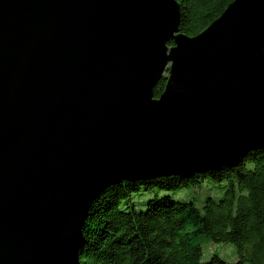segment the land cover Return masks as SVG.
<instances>
[{
	"label": "water",
	"instance_id": "95a60500",
	"mask_svg": "<svg viewBox=\"0 0 264 264\" xmlns=\"http://www.w3.org/2000/svg\"><path fill=\"white\" fill-rule=\"evenodd\" d=\"M180 22L178 0H0V264H82L109 186L264 148V0Z\"/></svg>",
	"mask_w": 264,
	"mask_h": 264
},
{
	"label": "trees",
	"instance_id": "16d2710c",
	"mask_svg": "<svg viewBox=\"0 0 264 264\" xmlns=\"http://www.w3.org/2000/svg\"><path fill=\"white\" fill-rule=\"evenodd\" d=\"M234 0H178L180 31L194 36L222 15ZM162 78L154 92L165 87ZM214 183L217 195L176 198L157 194L138 208L134 196L154 188L176 191ZM82 264H264V148L250 151L236 166L124 180L93 202L83 229ZM230 242L236 260L214 252L203 260L204 243Z\"/></svg>",
	"mask_w": 264,
	"mask_h": 264
},
{
	"label": "rangeland",
	"instance_id": "374dc122",
	"mask_svg": "<svg viewBox=\"0 0 264 264\" xmlns=\"http://www.w3.org/2000/svg\"><path fill=\"white\" fill-rule=\"evenodd\" d=\"M215 184L208 182L204 187L197 188H183L176 191H165L160 189L152 190H142L139 194L134 196V200L138 205V208H145V201L149 198L156 196L157 194L163 195L165 193H171L176 198H196V200L201 204L206 196L217 195V188L214 187ZM214 252H217L222 257L227 260H236L238 253L236 247L230 242H215L208 240L204 243V255L203 260H208Z\"/></svg>",
	"mask_w": 264,
	"mask_h": 264
}]
</instances>
